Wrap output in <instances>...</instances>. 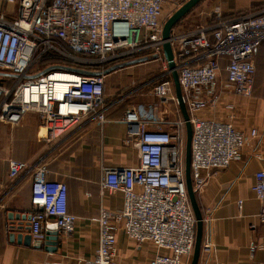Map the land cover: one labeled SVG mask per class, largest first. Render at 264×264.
Segmentation results:
<instances>
[{"label": "built area", "instance_id": "built-area-1", "mask_svg": "<svg viewBox=\"0 0 264 264\" xmlns=\"http://www.w3.org/2000/svg\"><path fill=\"white\" fill-rule=\"evenodd\" d=\"M3 4L12 9L0 12V71L12 73L14 81L11 87L0 84L1 123L16 126L28 113H37L41 138L49 146L82 121L104 126L110 109L105 98L106 72L138 54L156 56L152 61L163 65L154 80L153 96L162 105L178 103L163 49L165 0H3ZM212 18L215 22L207 27L177 33L174 29L170 40L193 128L195 192L219 171L240 161L248 141L258 136L256 129L244 132L234 126L235 105L223 97L219 83L222 60L227 59V86L237 96L253 95V59L264 42V12L231 21H223L220 13ZM49 56L101 66V70L91 75L75 70L43 71L41 63ZM220 107L228 110L227 120L205 115ZM122 121L127 126V142L134 141L138 150L139 164L103 167L102 194L120 192L124 204L117 211L101 206L93 219L99 247L93 258L79 264H120V233L138 245L156 248L147 264H189L197 220L186 184V122L163 120L156 108L143 104L127 109ZM32 170L29 226L33 241L42 245L49 231L71 239L78 219L68 209V185L49 180L45 163L32 169L23 161L9 162L13 180ZM253 191L261 202L264 221V171L256 174ZM205 213V219L210 218L212 209ZM205 250L211 252L213 245L207 243Z\"/></svg>", "mask_w": 264, "mask_h": 264}, {"label": "crops", "instance_id": "crops-1", "mask_svg": "<svg viewBox=\"0 0 264 264\" xmlns=\"http://www.w3.org/2000/svg\"><path fill=\"white\" fill-rule=\"evenodd\" d=\"M199 5L191 14L195 29L213 24L212 17L216 13L231 21L264 12V0H203ZM3 7L0 0V10ZM11 9L7 7L6 12ZM144 58L147 57L136 55L130 61L140 60L138 63L107 74L105 98L110 109L104 126L96 121H82L55 145L49 146L41 138L37 113H28L16 126L0 122V264H79L94 257L99 247V230L93 219L101 206L117 211L124 204L120 192L102 194V169L139 164L134 141L127 142V126L122 121L126 110L143 104L156 108L163 120L184 119L176 101L162 105L153 96L154 80L161 74L163 65L159 74L151 73V64L156 61L142 60ZM253 60L256 74L251 97L237 96L231 91L222 64L219 87L223 97L235 105L233 124L244 132L256 129L258 136L248 141L240 161L219 171L196 192L203 222L198 264H264L262 205L253 191L256 174L264 171V42ZM122 61V64L130 62L129 59ZM205 115L223 121L227 120L229 112L220 107L216 112L206 111ZM11 160L26 162L32 169L45 163L49 180L68 185V209L78 219L76 231L71 239L58 236V246L51 251L47 250L46 241L42 245L33 239L30 245L24 243V237L31 234L29 222L15 217L31 214L34 171L13 180L9 176ZM239 201L243 203L241 207ZM207 208L212 209V215L205 219ZM11 216L14 218L10 219ZM20 223L24 228H19ZM13 225L16 228L13 229ZM207 243L213 245L211 252L205 250ZM156 253L151 245H138L124 233L118 235L120 264H147ZM193 256L194 253L189 264Z\"/></svg>", "mask_w": 264, "mask_h": 264}, {"label": "water", "instance_id": "water-1", "mask_svg": "<svg viewBox=\"0 0 264 264\" xmlns=\"http://www.w3.org/2000/svg\"><path fill=\"white\" fill-rule=\"evenodd\" d=\"M203 0H188L185 2L165 23L162 38L164 41V55L166 60L168 61L169 69L172 72V77L175 85L176 95L178 99V103L180 105L181 111L184 116V120L186 122V155H185V161H186V184H187V190H188V196L190 200V204L192 207V210L195 214L196 220H197V234H196V243H195V249H194V256L191 264H198L200 252H201V243H202V234H203V222H202V213L200 210V207L198 205L196 192L193 188V181H192V175H191V162H192V154H191V143H192V136H193V128L190 123V116L187 110V107L183 100V94L182 89L179 83V76L176 71V63L174 61V52L171 45V36L174 28L188 15L191 13V11L198 6ZM156 59V56H151L148 58H144L142 60H153ZM140 60H135L129 63L120 64L117 66H114L113 68L109 69L106 73H109L111 71L117 70L119 68L132 65L133 63H138ZM14 217L11 216L10 219H13ZM16 220L23 222L27 221L29 222L30 216L26 215H16ZM20 229L24 228V225L20 223L19 225ZM12 228H16V226H12ZM55 228V227H52ZM59 233L58 232H48L45 245L47 246V250L51 251L52 248H56L58 246V239H59ZM32 242V236L27 235L24 237V243L26 245H30Z\"/></svg>", "mask_w": 264, "mask_h": 264}, {"label": "trees", "instance_id": "trees-1", "mask_svg": "<svg viewBox=\"0 0 264 264\" xmlns=\"http://www.w3.org/2000/svg\"><path fill=\"white\" fill-rule=\"evenodd\" d=\"M3 8H1L0 12L7 11V7L3 4ZM189 15V14H188ZM223 21H226L222 18ZM213 22H215V19H213ZM209 35L211 33H208ZM134 58V57H128V59ZM222 64L225 66L227 63V59L222 60ZM110 65V64H109ZM109 65H106L107 67ZM41 69L47 70V69H53V70H75L77 72H80L82 74H95L98 73L101 70V66H88V65H81L74 63L72 61L57 57V56H49L43 60L41 63ZM11 79V80H10ZM14 81V76L12 73L6 72V71H0V84L11 87L12 83Z\"/></svg>", "mask_w": 264, "mask_h": 264}, {"label": "rangeland", "instance_id": "rangeland-1", "mask_svg": "<svg viewBox=\"0 0 264 264\" xmlns=\"http://www.w3.org/2000/svg\"><path fill=\"white\" fill-rule=\"evenodd\" d=\"M188 0H165L166 4H165V18L166 21ZM201 5H199L197 8H199ZM195 10V9H194ZM194 10H192V12L185 18L183 19L174 29L177 28L176 32L180 30H193L196 27V22L195 19L191 16V14H193ZM195 22V23H194ZM139 55V54H138ZM131 59H129L130 61ZM132 62V61H130ZM153 66L152 70L153 72L151 73H160L161 72V63L160 62H155L153 64H151ZM151 67H149L147 69L150 70ZM113 73H110L109 75H111ZM112 77V76H109ZM187 136V135H186Z\"/></svg>", "mask_w": 264, "mask_h": 264}]
</instances>
